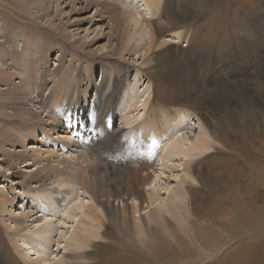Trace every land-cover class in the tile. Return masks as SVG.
<instances>
[{
	"label": "rangeland",
	"instance_id": "obj_1",
	"mask_svg": "<svg viewBox=\"0 0 264 264\" xmlns=\"http://www.w3.org/2000/svg\"><path fill=\"white\" fill-rule=\"evenodd\" d=\"M103 1L115 8L113 14L106 12V17L118 15L116 8L123 12L118 32L123 38L119 55L111 50L115 33L110 27L105 29L107 19L96 21L91 29L85 24L81 28L68 27L62 35L57 32L59 21L68 25L76 20L67 16L71 8L83 12L76 3H61L62 15L57 17L54 3L50 8L44 3L41 11L40 7L39 10L36 6L28 7L17 0H0V71L14 73L15 82L21 77V66L37 62V71L43 75L61 68L73 77L74 86L63 102V109L54 110L57 114L50 115L55 120L65 115L67 120L62 124L68 134L58 131L57 135L61 137L58 140L67 142L69 147L76 140L96 136L87 122L92 115L96 88L99 89L97 97L104 99L113 90L112 80L120 77L121 87L112 102L113 120L109 130L118 131V139L123 143L136 139L143 144L139 151L151 163L150 182L143 190L158 195L141 206L129 200V207L134 209L130 213L134 221L129 217L126 224H110L104 211L97 208L78 185L59 184L60 181L55 180L42 189L25 188L16 183L20 177L17 180L15 174L19 172L22 177L32 173L35 166L18 163L11 174V171L4 172L5 165L0 163V193L14 200L0 212L2 260L7 264H34L32 261H43V264H233L241 250L256 241H264V180L260 179L256 171L260 168L255 163L258 158L264 159L259 155L264 154V132L260 133V126L264 124V91L260 89L264 51L260 54L257 44L264 46V29L257 28L259 21L264 23V0H156L160 3L159 9L149 6L148 0ZM191 8L198 11L193 20L181 30L173 31L172 18L180 17ZM93 13L94 9L90 8L79 17H91ZM245 28L252 35L250 38ZM95 37L100 39L91 44ZM163 69L174 79L172 85L160 77L158 72ZM4 88L0 83V95ZM210 102L226 115L227 108L234 102L248 106L252 103L253 109L246 117L254 118L250 123L257 122L256 128L249 125L248 119L239 120L240 123L236 118L230 119L232 116L209 117L205 111L212 107ZM48 110H37L44 121ZM2 111L9 113L6 107ZM160 126H164V138L157 132ZM54 134L37 132L42 142L34 143L35 146H41L40 150H54L58 154L54 161H58L59 156L71 160L74 153L61 151ZM198 140H202L208 150H193ZM182 145L186 147L185 153L177 150ZM154 151H158L157 156L161 151L163 160L154 158ZM263 171L264 168L260 170ZM178 186L184 193L177 198L180 215L168 214L166 198L176 199ZM68 191L71 194H67ZM63 196H68L71 207H81L84 213L92 208L98 220L92 221L78 210L73 214V221L60 219L63 206L59 208L56 200ZM42 197L49 198V202L45 204ZM37 205L51 206L54 215L41 222L31 224L29 221L24 225L22 238V234H14L12 219L27 215ZM114 205L118 209L122 207L119 202ZM150 210L158 212L163 219L159 223L150 219ZM193 211L198 215H192ZM250 212L260 215L259 218L248 223L232 219ZM44 222L51 229L44 252H32L29 248L20 251L25 240ZM83 223L91 225L92 230L82 227ZM187 223H192L193 233ZM196 229L206 232L203 241L193 236ZM78 230L84 237L83 244L72 235ZM159 247L165 252L160 253ZM220 248L218 258L213 259ZM78 255L81 257L70 258Z\"/></svg>",
	"mask_w": 264,
	"mask_h": 264
},
{
	"label": "bare ground",
	"instance_id": "obj_2",
	"mask_svg": "<svg viewBox=\"0 0 264 264\" xmlns=\"http://www.w3.org/2000/svg\"><path fill=\"white\" fill-rule=\"evenodd\" d=\"M17 1L22 2L21 4H24L28 7L34 6L35 8L36 6L37 9L38 7H40L41 11H43L44 3L47 4L48 8H50L51 4L54 3V12L57 17L62 15L61 3L63 4L67 1H70L72 4L76 3L78 4V6H81L80 11L83 12H76L73 8H71L67 16L76 18V20H74L72 23H68V25L59 21L56 29L57 32L62 35L66 32V28L68 27L81 28L85 24L89 25V29H91L93 28V24L96 21L107 19L108 22L106 23L107 25H105V29L107 27H110L115 33L111 50H115V53H117L118 55L119 52L122 50L123 38L118 35V32L121 27L120 18L123 16V12L121 11V9L116 8L118 10V15H109L106 17V12L113 14V11H115V8L113 10L114 6L109 2H105L103 0H98L97 3L94 0H64L62 2L61 0ZM113 2L115 1L113 0ZM147 4H149V6H151L152 8H160V3H158V1L156 0H148ZM90 8L94 9V13L91 17H79V14L88 11V9ZM76 9H79V7ZM196 13H198V11L191 8L189 11H186V13L181 15L180 17H173L174 19L172 18V24L170 25V27L173 31L181 30L184 26L188 24L189 21L193 20L192 17L194 14L196 15ZM109 22L111 23L110 26ZM253 23L254 22H252V24ZM102 25H104V22L102 23ZM257 28L264 29V23L259 21L257 23ZM94 30H97V27L94 28L93 31ZM98 30L101 31V28L99 27ZM251 36L252 35L249 33L247 38H250ZM99 39L100 38L95 37V40H93L91 44H93L96 40ZM79 44L84 47L81 41H79ZM257 44L259 45V50L261 52L260 54H263L264 46L260 42H258ZM38 67L39 65L37 62H32L24 67L21 66L20 68L17 67L21 70V77L19 79L17 78L18 80L15 82H13V79L15 78L13 75L14 73L12 74L9 72L6 73V71H0V83L5 86V88L2 89L4 90V92H2V94L0 95V99H2V102H0V123H2V126L0 128V163L2 165H5L3 171L10 172L18 163L33 165L35 166V169H33L32 173L30 172L29 174H23L22 177L19 172L15 174V178L17 180L20 177L16 183L22 185V187L26 186L25 188L36 187L37 189H42L55 180L60 181L59 184L78 185L80 189H82L87 195L90 196L91 200H93L96 207L104 211L106 220L110 224L112 222L126 224L129 221V217L132 221H134L133 215L130 214L131 211H133L134 209L133 207H129L128 201L130 200L131 202H137L138 205L141 206L143 203L148 204V202H150L153 198H156L158 194L157 192H149L147 194L143 190L145 185H148L147 183L150 182L149 170L151 169V163L149 164L139 151V148H143V144L138 143L135 138V140L132 142L123 143L118 139V131L116 133L111 132L109 130L110 123L113 120V112L111 111L112 102L114 101V98L117 95L119 88L121 87L122 79L117 76L112 80L113 90L104 99L100 100V98L97 97L99 89L97 90L96 88V98L91 106L92 115L91 118L87 120L91 132L95 133L96 136H93V138H91L90 140H76L72 143V147H69V144H67V142L59 141L58 139H60L61 137H58L57 135L58 131H62L61 133L63 134H68L67 129L62 124V121L66 119L65 115L61 114L57 117L58 119L56 120L50 117V115L57 114L56 112H53L54 110L60 112V110L63 109V102L66 97H69L74 86L73 81L71 79L73 77L70 78L65 69L63 70L61 68H59V70L55 72H50L48 76L46 74L43 75L37 71ZM166 71L163 69V71L159 70V72H157L159 73L160 77L164 80V82L167 81L172 85L174 79L170 76V73ZM261 75L262 79L260 80V89L264 91L263 71L261 72ZM48 77H51L52 79L48 80ZM45 90L47 92L46 95H44ZM239 101H241V99ZM234 103L232 104V106L229 105V107L227 108V115L222 110L214 106V104L212 103L210 105L212 107H210V109H206L205 113L211 118H223L225 115L227 117L232 116V118L230 119L236 118V120L238 121H245L248 119L249 125L251 127L256 128L255 126L257 122L250 123V120L254 121V118L246 117L250 109H253L252 103H250V106H248L244 103L242 104L241 102H237L235 103L236 107L234 106ZM256 103L253 104L256 105ZM5 107L9 110V113H4V111H2ZM44 107L45 109H49L46 115V121L41 119L39 116V112H37V110L43 112L45 110ZM135 107L136 103L134 108ZM223 107L221 109H223ZM106 118H108V121H105ZM163 129L164 126L157 127V132L160 137L163 136L162 138L165 137ZM39 131L42 133V135H50L51 132L55 133L57 135L56 142L61 144V146H59V148H61V151H69V154L71 152L74 153V156L72 155V159H60L59 156L57 157L59 158V160L54 161L55 157L58 155L55 154L54 150H40L41 146L40 148L35 146L37 143L42 142V139L40 140L36 135V133ZM261 132H264V124L260 126V133ZM143 136H147V132L146 134H143ZM169 138H171V135ZM185 148L186 147L182 145L178 146L177 150L180 153H185ZM192 149L200 152L208 150L202 140H198L193 145ZM159 152L160 155L158 156V151L153 152L154 158L158 157V159H162L161 151ZM259 155L264 158V154L259 153ZM167 156L168 154L166 155V157ZM161 159L159 160L161 161ZM255 163L257 164L256 166L260 168L256 170L258 175H261L260 179L264 180V171L262 173L260 172V170L264 168V159L258 158L257 162ZM160 167H162V164ZM12 173L14 172L11 171V174ZM253 178L255 177L253 176ZM176 190L178 193L176 199L171 198L170 196L166 198L167 211H169L166 212L168 214L173 213L175 215H180V203L177 201V198L183 197L184 193L180 186H178ZM67 194L71 193H69L68 191ZM42 199L45 204L49 202V198L42 197ZM13 202V199H11L5 194L0 193V212H3L8 206H11ZM114 202L122 203V207L118 209L117 207H115ZM56 205L59 208L63 206L62 211L58 216L62 220L73 221V218L75 217V215L73 214L77 210L79 213L84 214L85 217L87 216L92 221L98 220V217L92 208H87V211L85 210L86 213H84L81 207H71L70 203H68V196H63L61 199L56 200ZM33 209L35 210H30L27 215L22 216L19 219H12L13 227L15 228L14 230H12L14 234H22L24 231V225H26L29 221H31V224L35 222H41V220L43 221L46 218H49L51 215H54L53 211L51 210L52 208L49 205H47V207H40V205H37ZM197 213L198 212L193 211L192 215H198ZM149 215L150 219L154 221L156 220V222L158 223L159 220L163 219V217L159 216L158 212H155L153 210H150ZM259 216L260 215H253L250 212L244 213V215L241 216L236 215V217L232 219H235L236 221H241L242 223H248L251 221V219L253 221L257 220ZM183 220L185 221V219ZM228 220H231V216L228 218ZM99 221L101 222L102 220ZM81 225L82 227L87 226L90 231L92 230L91 225H87L85 223ZM187 226L191 230L190 226H192V223H187ZM18 231H21V233ZM191 231L193 233V230ZM205 233L206 232L202 229H196V233H194L193 236H197L200 240L203 241ZM50 234L51 229L49 228V225L44 222L43 225H41V227L35 231V234H33V236L25 240L24 248H21V250H19L22 251V249L27 250L29 248L30 250H32V252H44L46 248V242ZM23 235L24 234H22L20 237L22 238ZM72 235L74 236V240L80 242L81 244L84 243V237H82L83 235L80 230H78L77 232H72ZM11 241H13V239H11ZM202 241L197 242L201 243ZM221 249L222 248L219 249L216 255L212 256L213 259L218 258ZM246 249L247 251H245ZM246 249H243L239 252L238 257L233 264H241L242 262L243 264H264V241H256L254 245L252 243V245ZM159 252L163 253L165 252V249L163 247H159ZM3 256V250L1 251L0 249V264H7V261L2 260ZM79 257L81 256L78 255L70 258L77 259ZM221 257H219V260L221 259ZM27 259L29 260L28 255ZM30 261L31 260H29V262ZM32 262L34 264L44 263L43 261V263L40 261Z\"/></svg>",
	"mask_w": 264,
	"mask_h": 264
}]
</instances>
